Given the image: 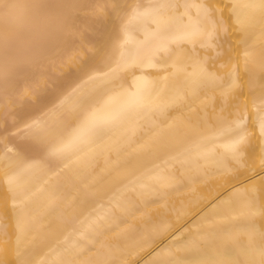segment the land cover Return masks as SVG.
<instances>
[{
    "label": "bare ground",
    "instance_id": "6f19581e",
    "mask_svg": "<svg viewBox=\"0 0 264 264\" xmlns=\"http://www.w3.org/2000/svg\"><path fill=\"white\" fill-rule=\"evenodd\" d=\"M0 264H264V0H0Z\"/></svg>",
    "mask_w": 264,
    "mask_h": 264
},
{
    "label": "rangeland",
    "instance_id": "374dc122",
    "mask_svg": "<svg viewBox=\"0 0 264 264\" xmlns=\"http://www.w3.org/2000/svg\"><path fill=\"white\" fill-rule=\"evenodd\" d=\"M51 72H52V73H55V72H56V70H55V69H51Z\"/></svg>",
    "mask_w": 264,
    "mask_h": 264
}]
</instances>
